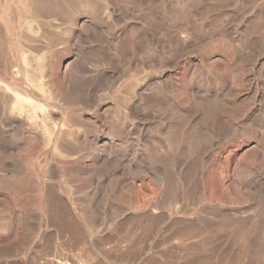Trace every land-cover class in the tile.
<instances>
[{"label":"rangeland","instance_id":"obj_1","mask_svg":"<svg viewBox=\"0 0 264 264\" xmlns=\"http://www.w3.org/2000/svg\"><path fill=\"white\" fill-rule=\"evenodd\" d=\"M26 1L0 0V264H264V0Z\"/></svg>","mask_w":264,"mask_h":264},{"label":"bare ground","instance_id":"obj_2","mask_svg":"<svg viewBox=\"0 0 264 264\" xmlns=\"http://www.w3.org/2000/svg\"><path fill=\"white\" fill-rule=\"evenodd\" d=\"M40 1H38L39 3ZM37 3V0H27L26 1V4L32 9L33 13L36 14V13H40V11H43L44 12V8ZM46 11V10H45Z\"/></svg>","mask_w":264,"mask_h":264}]
</instances>
